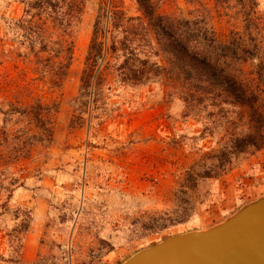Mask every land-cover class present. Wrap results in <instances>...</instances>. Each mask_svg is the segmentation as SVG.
<instances>
[{"label":"rangeland","instance_id":"rangeland-1","mask_svg":"<svg viewBox=\"0 0 264 264\" xmlns=\"http://www.w3.org/2000/svg\"><path fill=\"white\" fill-rule=\"evenodd\" d=\"M73 1L0 0V264H123L264 197V148L225 151L248 132L247 109L187 104L163 71L133 84L109 68L102 99L78 120L102 0H83L69 26L73 59L60 85L44 72L59 58L40 38L66 37L50 3L66 10ZM115 1L141 15L137 0ZM154 3L162 15L205 16L222 39L242 27L236 0ZM132 47L149 67H167L150 38Z\"/></svg>","mask_w":264,"mask_h":264},{"label":"trees","instance_id":"trees-1","mask_svg":"<svg viewBox=\"0 0 264 264\" xmlns=\"http://www.w3.org/2000/svg\"><path fill=\"white\" fill-rule=\"evenodd\" d=\"M230 0H218L228 3ZM141 15L127 16L115 0H102L93 36L86 54V67L81 77L80 96L74 98L78 120L86 103H96L103 97L106 70L120 82L145 83L165 72L177 83L187 104L221 107L233 105L246 108L249 130L233 140L227 153L264 148V14L260 15L255 0H236L237 17L242 23L222 39L205 16L187 18L162 15L154 0H137ZM83 0H74L63 10L59 3H50L54 20L63 26V37L46 41L54 58L49 70L54 85L67 76L73 59L74 40L69 26L82 12ZM152 36V37H150ZM150 38L167 56V67L153 68L148 60L140 59L132 44ZM47 66V65H46ZM87 97V100L81 99ZM89 99V100H88ZM85 102V103H84ZM52 128L47 129L52 135Z\"/></svg>","mask_w":264,"mask_h":264},{"label":"water","instance_id":"water-1","mask_svg":"<svg viewBox=\"0 0 264 264\" xmlns=\"http://www.w3.org/2000/svg\"><path fill=\"white\" fill-rule=\"evenodd\" d=\"M123 264H264V197L216 226L168 237Z\"/></svg>","mask_w":264,"mask_h":264}]
</instances>
